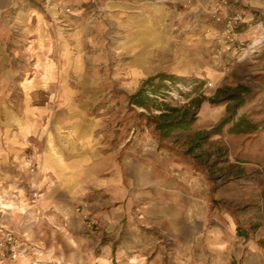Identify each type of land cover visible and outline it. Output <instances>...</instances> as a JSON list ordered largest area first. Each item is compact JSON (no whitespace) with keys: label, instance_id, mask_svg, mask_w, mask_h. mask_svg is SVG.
<instances>
[{"label":"rangeland","instance_id":"rangeland-1","mask_svg":"<svg viewBox=\"0 0 264 264\" xmlns=\"http://www.w3.org/2000/svg\"><path fill=\"white\" fill-rule=\"evenodd\" d=\"M0 227V264H264V0H0Z\"/></svg>","mask_w":264,"mask_h":264},{"label":"trees","instance_id":"trees-1","mask_svg":"<svg viewBox=\"0 0 264 264\" xmlns=\"http://www.w3.org/2000/svg\"><path fill=\"white\" fill-rule=\"evenodd\" d=\"M162 80V82L164 80L170 82L171 84H174L176 82V79H174L171 76H164V75H159L156 77H152L150 79L147 80V82H145V86H149L147 89L148 91H151V95H154V92H157V90L159 89L160 86H155L153 85L155 80ZM218 94H216V97L220 95V93H222V91H218ZM238 100L237 103H235L236 106H240L242 103V97L241 95H234L233 97L227 98V100ZM129 104L133 105L135 107H138L140 109L145 110L146 112H153V108L160 112L158 115H154L155 117L154 119V128L156 131L159 132V134L162 137H169V135H171L170 133L172 132V130L175 129H188L192 123H193V119L190 117L189 112L187 111H183L180 108H175V107H170L168 105H165L164 109L161 108V110L157 107H155V100L151 97H149L148 95L145 94L144 89H140L138 90L135 94L131 95L129 98ZM225 100V99H222ZM229 111H231L234 109V105L231 108H228ZM228 122V121H227ZM226 120L222 121L221 124L219 125V127L223 128L224 124L227 123ZM206 137H204L205 139Z\"/></svg>","mask_w":264,"mask_h":264},{"label":"built area","instance_id":"built-area-1","mask_svg":"<svg viewBox=\"0 0 264 264\" xmlns=\"http://www.w3.org/2000/svg\"><path fill=\"white\" fill-rule=\"evenodd\" d=\"M216 6H219L218 4ZM220 7V6H219ZM217 7V8H219ZM13 243V238L10 234H5L3 232V228L0 227V263L4 262L6 258L5 252L8 251L7 246L11 245ZM14 257V255L11 256V258Z\"/></svg>","mask_w":264,"mask_h":264}]
</instances>
